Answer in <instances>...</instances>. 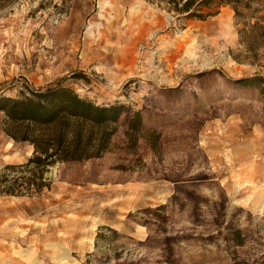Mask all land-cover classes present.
I'll return each instance as SVG.
<instances>
[{"label":"rangeland","instance_id":"rangeland-1","mask_svg":"<svg viewBox=\"0 0 264 264\" xmlns=\"http://www.w3.org/2000/svg\"><path fill=\"white\" fill-rule=\"evenodd\" d=\"M238 1L0 3V105L58 86L124 109L101 156L44 170L8 133L54 130L0 111V264H264V95L236 83L264 81V0Z\"/></svg>","mask_w":264,"mask_h":264},{"label":"trees","instance_id":"trees-1","mask_svg":"<svg viewBox=\"0 0 264 264\" xmlns=\"http://www.w3.org/2000/svg\"><path fill=\"white\" fill-rule=\"evenodd\" d=\"M9 0H0V3ZM159 5L185 19L205 21L219 14L226 6L238 8V0H155ZM259 77L241 79L237 84L246 85L256 82V87L264 95V81ZM255 86V85H254ZM0 111H4L12 124H27L29 127L48 128L54 134L43 145L37 139L26 136L21 139L8 133L15 141H29L34 146L33 157L26 165L35 163L46 169L57 162L84 161L101 156L110 143L115 130L114 125L124 109L120 105L96 106L90 101L79 98L73 91L55 86L46 88L32 98L22 100H1ZM139 118L135 115V120ZM94 128L101 129L100 137L93 142ZM86 133V136L83 134Z\"/></svg>","mask_w":264,"mask_h":264},{"label":"crops","instance_id":"crops-1","mask_svg":"<svg viewBox=\"0 0 264 264\" xmlns=\"http://www.w3.org/2000/svg\"><path fill=\"white\" fill-rule=\"evenodd\" d=\"M232 152L234 153L232 157L236 161L244 158L246 160L245 162H247L250 157V153L252 154V145L250 143L239 144L234 149H232Z\"/></svg>","mask_w":264,"mask_h":264}]
</instances>
